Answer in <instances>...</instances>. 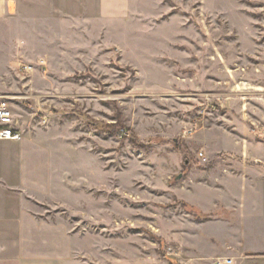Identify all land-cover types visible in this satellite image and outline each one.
<instances>
[{"label":"rangeland","instance_id":"obj_1","mask_svg":"<svg viewBox=\"0 0 264 264\" xmlns=\"http://www.w3.org/2000/svg\"><path fill=\"white\" fill-rule=\"evenodd\" d=\"M81 2L92 15L19 0L0 21V95L24 131L0 140V263L181 264L174 191L212 165L199 135L264 125V0H127L112 18ZM49 240L63 257L33 256Z\"/></svg>","mask_w":264,"mask_h":264},{"label":"crops","instance_id":"obj_2","mask_svg":"<svg viewBox=\"0 0 264 264\" xmlns=\"http://www.w3.org/2000/svg\"><path fill=\"white\" fill-rule=\"evenodd\" d=\"M24 1L40 5L34 10L48 9L53 16L93 14L88 13L89 3L81 0ZM95 4L98 15L103 18L127 14V0H92L93 7ZM82 9L86 13L80 12ZM17 11L19 0H0V21L13 18ZM237 123V133L217 131L223 138L221 147L212 146L214 133L199 135L201 144L206 149L209 147L206 157L212 165L208 169L190 165L184 186L174 191L177 199L185 202L189 216L183 238L169 237L177 243L175 258L181 264H216L218 260H231V264H264V125L252 122L258 128L253 129L246 123ZM20 130L24 138V131ZM30 155L25 153L26 157ZM196 160L200 165L207 163L198 154ZM41 229L37 230L38 236L43 235ZM54 229L49 228L53 232ZM43 232L53 236L52 232ZM55 236L62 239L61 235ZM48 242L52 244L50 251L45 250V254L38 249L33 256L62 258V246L54 240Z\"/></svg>","mask_w":264,"mask_h":264},{"label":"built area","instance_id":"obj_3","mask_svg":"<svg viewBox=\"0 0 264 264\" xmlns=\"http://www.w3.org/2000/svg\"><path fill=\"white\" fill-rule=\"evenodd\" d=\"M22 139L23 133L19 128V120L16 117L11 101L0 95V140L20 141ZM198 155L204 163L208 162L203 152ZM231 263V260H218L216 262V264Z\"/></svg>","mask_w":264,"mask_h":264},{"label":"water","instance_id":"obj_4","mask_svg":"<svg viewBox=\"0 0 264 264\" xmlns=\"http://www.w3.org/2000/svg\"><path fill=\"white\" fill-rule=\"evenodd\" d=\"M181 177V175L180 176H178V178H180Z\"/></svg>","mask_w":264,"mask_h":264}]
</instances>
